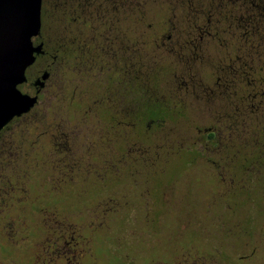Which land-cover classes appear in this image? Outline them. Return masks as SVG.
Returning a JSON list of instances; mask_svg holds the SVG:
<instances>
[{"label": "flooded vegetation", "instance_id": "flooded-vegetation-1", "mask_svg": "<svg viewBox=\"0 0 264 264\" xmlns=\"http://www.w3.org/2000/svg\"><path fill=\"white\" fill-rule=\"evenodd\" d=\"M46 7L53 22L45 26L41 16L32 38L35 60L18 85L34 104L0 129V226L6 236L0 237V264L26 263L17 259L25 249L33 264L85 263L92 239L69 220L65 201L58 204L63 208L32 207L38 197H31L27 183L45 176L67 193L89 177L92 187L117 190L125 176L158 173V155L140 159L135 153L139 130L151 133L150 121L138 122L147 110L171 102L190 121L208 114L210 126L195 124L210 150L227 161L243 150L256 152L264 141V0H42ZM222 21L228 23L226 47L202 70L197 61L206 42L222 35ZM156 78L160 85H153ZM27 118L34 125L21 128ZM155 141L166 150L174 142L169 135ZM95 196L93 204L120 216L109 206L112 199ZM24 207L41 226L33 241L18 243L11 236L14 219H25ZM31 225H24L27 232Z\"/></svg>", "mask_w": 264, "mask_h": 264}, {"label": "rangeland", "instance_id": "rangeland-1", "mask_svg": "<svg viewBox=\"0 0 264 264\" xmlns=\"http://www.w3.org/2000/svg\"><path fill=\"white\" fill-rule=\"evenodd\" d=\"M162 10L158 8L159 17ZM41 16L45 26L53 22L50 8H44ZM219 27L222 35L206 42V54L197 61L204 66L202 70L226 47L224 31L228 23L222 21ZM53 37L51 32L46 37L48 48ZM255 57L253 63H258ZM157 81L154 79L153 85H160ZM156 91L161 94L162 88ZM142 120L150 121L152 129L147 137L139 130L135 153L140 159L143 154L158 155V173L140 170L134 177L125 176L117 190L101 188L100 184L101 187H92L88 177L80 183L82 188L72 186L67 193L54 188L49 177L40 176L27 183L31 197H38L32 207L52 209L56 204L63 208L58 204L66 202L63 206L69 220L84 238L92 239L90 245L85 244L91 254L84 264H264V141L258 142L262 151L243 150L227 161L210 150L204 140L205 131H198L195 124L210 126L208 114H196L193 123L178 104L170 102L164 109L160 106L139 114V124H143ZM21 122V128L34 125L30 118ZM143 127L139 125L138 129ZM194 134L202 141L194 140ZM159 135L162 139L169 135L174 140L170 150L156 145L155 137ZM36 156L42 160L40 154ZM7 157L11 158L10 154ZM126 159L130 160V155ZM97 192L112 199L109 206L116 208L120 216L112 217L114 211H104L93 204ZM24 208L25 219H14L11 236L18 243L33 241L34 230L41 226L32 222L29 207ZM30 223L31 230L27 232L24 225L30 227ZM3 235L0 226V237ZM29 255L28 250L22 251L17 259L26 263L16 264H33Z\"/></svg>", "mask_w": 264, "mask_h": 264}, {"label": "water", "instance_id": "water-1", "mask_svg": "<svg viewBox=\"0 0 264 264\" xmlns=\"http://www.w3.org/2000/svg\"><path fill=\"white\" fill-rule=\"evenodd\" d=\"M42 0H0V129L34 104L18 85L35 60L33 36L41 30Z\"/></svg>", "mask_w": 264, "mask_h": 264}]
</instances>
